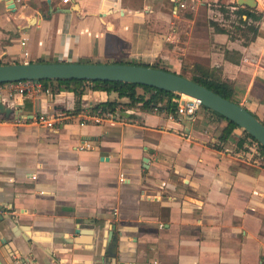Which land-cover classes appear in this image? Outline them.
<instances>
[{
  "label": "crops",
  "instance_id": "0c3cea01",
  "mask_svg": "<svg viewBox=\"0 0 264 264\" xmlns=\"http://www.w3.org/2000/svg\"><path fill=\"white\" fill-rule=\"evenodd\" d=\"M11 1L0 0L1 61L217 65L232 97L264 122V0ZM221 3L261 12L254 37L213 30L208 17L230 26ZM80 99L75 111L72 90L48 87L8 100L20 117L0 115V204L14 215L0 229V264H259L264 163L242 127L219 142L226 120L207 107L190 120L89 83ZM105 100L117 117L80 122ZM40 111L69 117L48 126Z\"/></svg>",
  "mask_w": 264,
  "mask_h": 264
},
{
  "label": "water",
  "instance_id": "95a60500",
  "mask_svg": "<svg viewBox=\"0 0 264 264\" xmlns=\"http://www.w3.org/2000/svg\"><path fill=\"white\" fill-rule=\"evenodd\" d=\"M237 2L249 5L255 4V0H237ZM7 4L12 7L14 3L8 0ZM43 77L131 81L193 95L200 99L202 105L232 119L264 145V122L252 111L240 102L221 95L205 84L166 67L131 61L23 60L0 62V81L19 78L40 79ZM18 105L17 102L0 100V115L20 117ZM30 115L32 114L29 113L28 116ZM25 116L27 117V115ZM13 219L14 215L7 212L6 207L0 204V229L4 227L11 229ZM80 227H95L94 219L80 222L78 229L75 231L80 232ZM112 227L111 225V228L107 229L105 241V250L110 255L115 254L117 246V237L112 233ZM34 259L35 257H33Z\"/></svg>",
  "mask_w": 264,
  "mask_h": 264
},
{
  "label": "trees",
  "instance_id": "16d2710c",
  "mask_svg": "<svg viewBox=\"0 0 264 264\" xmlns=\"http://www.w3.org/2000/svg\"><path fill=\"white\" fill-rule=\"evenodd\" d=\"M236 6L229 9V7H225L222 3L219 4L220 10L223 12L224 16L229 17L230 12L233 13L230 19V26L226 27L217 19L213 17H208L209 25L212 26L215 31H223L227 32L230 36H235V34H239L243 37V41L247 42L257 32V25L254 23L255 19H258L261 15L260 11H257L253 7L240 5L235 3ZM244 15V16H243ZM229 49L224 48L223 52L225 57L229 58ZM237 52V56H239V52ZM0 62H4L1 61ZM131 62H140L144 64H151L153 66H162L157 63H147L144 61H131ZM189 77L205 84L210 87L214 91L220 93L221 95L228 97L230 99L235 100L232 97V83L229 79L223 78L221 76V69L217 65L209 66L203 64L201 62H194L191 73L188 75ZM42 82L43 88H50L52 90H58L60 88H67L74 92L75 100H74V110L78 111L80 109V96L84 90L86 83H89L91 88H100L105 89L107 91L114 90L118 95H128L132 102L141 101V104L146 107H152L154 104H158L159 109H165L167 112L177 115L176 108L177 103L172 99L177 92H173L171 90L157 87L154 85H149L145 83L139 82H131V81H122V80H112V79H97V78H78V77H43L40 78ZM140 86L142 88V92H138L136 87ZM237 101V100H235ZM113 100H105L94 103L90 105V110H94L97 107H109L113 108L114 106ZM207 107V106H205ZM214 113H216L219 117L224 118L226 122L221 127L220 132L218 134V141L223 142L226 141L229 134L232 132L233 128L238 126V124L222 115L220 112L207 107ZM248 109V108H247ZM251 111V110H250ZM255 114V113H254ZM256 115V114H255ZM245 131V130H244ZM245 134L250 136L253 141H255L256 152L255 156L261 159V162L264 163V145L257 141L251 134L245 131ZM242 140L240 139L239 142ZM220 146V144H216Z\"/></svg>",
  "mask_w": 264,
  "mask_h": 264
},
{
  "label": "built area",
  "instance_id": "2783aa9c",
  "mask_svg": "<svg viewBox=\"0 0 264 264\" xmlns=\"http://www.w3.org/2000/svg\"><path fill=\"white\" fill-rule=\"evenodd\" d=\"M67 1V0H63ZM182 5L183 3L180 2ZM24 54H28V50H24ZM43 89L42 82L38 78H19L14 80L0 81V100L8 101L14 99L16 95H23L26 93H33ZM9 98V99H8ZM177 103L176 112L181 116H184L190 120L195 119L197 109L202 105L198 97L185 94L177 93L172 97ZM152 109L158 110V104H154ZM171 114V113H170ZM173 115V114H172ZM81 123L85 120L92 122H99L105 118L117 117L114 109L109 107H97L94 110H88L83 115ZM36 119L45 125L52 126L54 122L61 121L65 117H69L64 111L46 112L40 111L35 115ZM255 142V141H254ZM255 144V143H254ZM252 144L253 149L256 150V145ZM122 175L120 178L122 179ZM11 264H20L18 259L15 257L11 259ZM259 264H264V257L260 258Z\"/></svg>",
  "mask_w": 264,
  "mask_h": 264
},
{
  "label": "rangeland",
  "instance_id": "374dc122",
  "mask_svg": "<svg viewBox=\"0 0 264 264\" xmlns=\"http://www.w3.org/2000/svg\"><path fill=\"white\" fill-rule=\"evenodd\" d=\"M212 6H214V5H212ZM188 66V64L187 63H185V64H183V66H182V72L183 73H185V74H190L191 73V68L189 67H187ZM136 90L138 91V92H142L143 90H142V88L140 87V86H138V87H136ZM204 105H201L200 107H199V109L196 111V112H198V116L199 115H203V111H202V109H204ZM197 114V113H196ZM255 145V144H254ZM262 159H264V156H262Z\"/></svg>",
  "mask_w": 264,
  "mask_h": 264
}]
</instances>
